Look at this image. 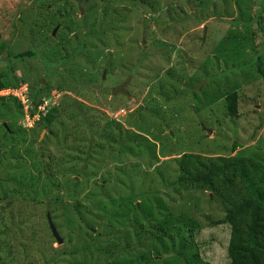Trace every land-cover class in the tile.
<instances>
[{"label": "rangeland", "instance_id": "374dc122", "mask_svg": "<svg viewBox=\"0 0 264 264\" xmlns=\"http://www.w3.org/2000/svg\"><path fill=\"white\" fill-rule=\"evenodd\" d=\"M37 1L0 0V43L5 45L0 54V75L5 73L10 80L28 84V90L24 86L6 96L17 93L19 97L27 92L29 96V86L38 91L39 85L52 81L69 89L68 95L74 96L78 110L65 109L59 128L54 127L56 136L50 138L46 132L33 134L31 126L27 125L31 129L27 130L19 125L15 119L21 116L16 111L5 115L8 103L18 97L5 96L9 100L4 101L5 108L0 99V127L10 134L11 142L6 141L7 134L0 129V206L4 214L0 215V232L19 221L23 223L10 235L8 246L14 254L0 245L4 264H109L111 261L104 255H115V261H120L122 255L123 261L125 243L133 247L131 257L148 255L154 240L141 234L139 224L144 225V231L148 228L138 219L141 212L114 209L108 224L103 215L109 211V204L105 209L97 206L99 201L104 202L103 194L117 200L142 194H151L152 198L159 193L158 198L168 210L178 213L183 207L189 214L197 213L195 217L201 223L206 221L205 216L221 220L223 207L216 199L208 203V194L201 192L182 197L185 193L164 188L161 180L166 186L174 182L177 175L172 160L183 152L212 157L252 153L264 161V86L255 62L263 38L256 24H247L260 10L261 0H68L75 27L80 19L89 27L71 29L68 37L61 30L64 22L42 27L43 12ZM261 26L264 29V14ZM87 31L102 34L97 38L90 34L85 39ZM81 42L83 49L70 59ZM30 49L34 52L32 58L9 62L5 56L24 54ZM52 67L55 74L50 75ZM157 69L160 72L156 78ZM66 73L78 86L86 85L88 89L94 88L93 83L106 82L101 87L110 89V94L114 87L130 79L126 88L129 97H103L95 87L93 93L76 98L79 92L73 95V84L66 81ZM236 91L237 114L230 118L224 98ZM194 92L198 93L193 97ZM52 96L59 94L53 91L42 98L46 108L54 106L48 102ZM213 96L217 100L211 103ZM70 103L64 99L61 104L68 107ZM112 104L120 105L119 109L113 110ZM27 105L28 102L23 105L22 112ZM98 111L115 128L100 131L106 139L96 137L92 145L82 113L99 116ZM116 126L127 130L130 137L132 134L149 141H135L124 135L123 139L130 140L127 149H132L131 154L120 153L114 145L107 149L104 143L118 136ZM169 133L172 140L167 138ZM36 138L41 145L34 143ZM60 138L69 141H64L69 148L64 162L75 163V168L69 167L74 173L65 176L67 191L75 194L73 198L84 193L77 200H64L66 192H58L63 204H55L56 192H52L50 200H31L30 191L16 189L13 180L19 183L24 172V177L26 173L35 175L32 156L27 153L56 151L57 142L60 147L63 143ZM90 144L98 148L91 150V164L82 166L85 156L70 153V147L84 151ZM234 145L238 148L233 151ZM144 146H155L156 160H148L150 155ZM36 158L37 155L34 162ZM45 203L56 213L52 224L62 240L60 245L44 221ZM147 205L151 207L150 202ZM22 206L27 210L20 211ZM117 212L120 216L115 217ZM229 233L228 226L201 230L196 240L202 245L199 251L204 264L228 263ZM158 244L156 241L154 245ZM160 249L155 248L159 258H164ZM58 250L64 254L54 258Z\"/></svg>", "mask_w": 264, "mask_h": 264}, {"label": "trees", "instance_id": "16d2710c", "mask_svg": "<svg viewBox=\"0 0 264 264\" xmlns=\"http://www.w3.org/2000/svg\"><path fill=\"white\" fill-rule=\"evenodd\" d=\"M138 2L139 1H137V3ZM37 3L40 6V10L42 9L43 12V18L41 21L43 28L48 27L49 25H53V23H55L57 26L63 24L64 22L61 30L63 29L65 31L67 37L70 36L69 32L71 31V29H73V31H78V28L80 26L82 27V29L89 28L86 27V21L84 19L77 20L76 22L78 23V25L75 27L74 22L70 20L73 10L69 8L70 2L68 0H57V2H55V0H38ZM54 4L57 5L53 9L52 7ZM259 4L260 10L256 12V14L247 24H256V27L258 26V29L263 38L259 53L256 54L255 62L257 63V75L261 78L264 86V29L261 26L262 15L264 14V0H261ZM56 20H59V22H57ZM87 32L88 36H86L85 39L87 37H90V34H93L95 38L99 37L102 34L89 33V31ZM74 36L75 35H72L73 40L76 39V37ZM83 43L84 42H81V44L76 47L73 55L70 56V59L79 54V52L83 49ZM4 46V44L0 43V54L4 51ZM5 56L9 59V62L19 61L23 60L24 58H32L34 56V52L30 49L24 54L13 55V53H6ZM67 59H69V57H67L64 61H67ZM159 72L160 69H157L155 76L156 78L158 77ZM52 74H55L53 73V67L50 68V75ZM65 76L66 81L70 84H73V95H76L79 92L78 95L75 96L76 98H83L86 93H93V89L95 87H98L101 96L104 97L105 95H110L111 97L110 89L101 87L106 82L99 81L97 83H93L94 88L88 89L86 85L78 86L76 83H74V81L69 78L70 76L68 75V73H66ZM24 84H26L24 81L16 82L14 79L10 80V76L5 73L0 75V91L6 89H17ZM29 90V96L27 92V97L28 115L30 117H33L37 112V108L42 105V98L44 96L48 97L49 93L52 90L57 91V93L59 94L58 106L52 109H47L45 113H41L40 120L35 123V127L32 130L33 134L36 132L45 131L47 133L46 137L53 138L54 136H56L54 127L56 126L57 128H59L60 124L58 123V121L61 116L65 113L66 110H78V104L75 103L74 96L72 97L71 95H68V88L55 84L52 81L46 82L44 86L39 85L38 91L32 86H29ZM198 92L191 93V95L194 97ZM63 93L66 94L64 95ZM66 95L67 98H65ZM212 95H214V93ZM63 96L64 99H67L68 101L71 100V103L68 105V107L66 106V104L65 106L61 104L64 101ZM111 99L116 101V98L114 97H112ZM214 100H217L215 96L211 98V103H213ZM238 100L239 97L237 91L227 95L224 98L225 110L228 117H236ZM1 102H3L1 105H3L5 108V102ZM8 105L10 107H8V111L5 115L7 116V114H14L16 111V113H18L22 118H17L15 119V121L20 122L21 120H23L22 106L20 105V103L12 100L8 103ZM119 106L120 105H115L114 107L113 104L111 105V107H113V110L119 109ZM89 110L90 109H88V112ZM91 111L94 112L93 109H91ZM98 113L99 116L91 115L90 117H88L86 113H82L84 123L88 131V137L91 138L92 145L96 137L106 139L100 134V131L108 132L110 128H115L113 126L114 123L108 121L105 114H103L101 111H98ZM0 129L1 131H4L6 133L4 127H0ZM117 132L118 136L117 138H115V140H107L104 143L107 149L110 145H114V147H118L120 153L131 154L133 152L132 149H127V146L130 142L129 139L132 138L135 141L142 140L146 143H148L149 141L145 137L138 139L136 135L132 134L130 137L128 131L123 129L121 126L117 127ZM145 132L147 133V131ZM6 134L7 135L5 136V138L8 142V135L10 134L8 132ZM124 135L128 136L129 139H123ZM167 138L169 140H172L169 134L167 135ZM1 139L2 137L0 138V140ZM35 140L36 141L34 143L37 142V138ZM60 140L63 143L60 147V143L57 142L58 146L56 151H50L48 153L40 152L34 155H32L31 153H27L32 156L33 162L31 166L32 169H34L35 175L26 173V177H24L25 172L20 174V177H22L21 181L19 182L20 184L13 180L16 189L20 191L27 189L30 191L29 198L31 200H37L39 197L50 200L53 198L52 192H56L58 194V192L62 191L66 192L64 200H77L78 197L84 193V191H81L79 192L77 197L73 198L74 196L72 195L75 194H71V192L67 191L65 176L74 173L72 171H69V167L75 168V163L73 162V160L66 163L64 162L66 156H68L67 154H65V152H67V150L69 149L66 148L65 144V142H67L68 140L66 139V141L63 138H60ZM9 143L11 142L9 141ZM36 144L41 145V143ZM94 147L98 148L97 144L95 146H91L90 148L87 147L88 149L86 148V150L84 151L78 149L77 147H75L74 149L70 147V153L75 154L77 157L80 154L84 155L85 159L82 166H89V164H91V161L93 160V154L91 153V150H93ZM100 148H102V146H100L99 149ZM154 148L155 146H144V149L147 150L146 154L150 155V158L148 160H152L153 158H155ZM236 148H238V146L234 145L232 147V150L234 151L236 150ZM250 154L238 155L234 157H212L183 152L179 158L172 160L173 163L176 164L175 172L177 177L174 182L171 185L166 186L163 183V180H161V185L164 188H170L172 189V191L174 190L175 193H185V195L182 197H192V195L188 194L189 192H201L208 194V200L210 201L208 203H211V200L216 199L223 207V218L221 220H210L209 217L203 216L206 221L204 223H201L199 219L195 217L198 216L197 213L189 214V212L186 211L183 207L179 208V210L181 211L178 213L174 210H168L164 206L162 200L158 198L159 193L152 198L151 194H142L117 200L109 199L105 194H103L104 202L99 201L97 206L105 209L107 204H109V211L103 215L105 221H107L108 224H110V221L114 217L112 215L114 209L122 210V208H124L126 209V211L130 212H132L131 210H133L135 211L134 213L137 214L139 213L138 211H140L141 213L138 216V219L141 221L143 220L148 225V228L146 229V231H144L142 230L144 225L139 224L141 234H147L148 236H151V238L154 240V244L156 241L159 243L158 245L153 244V246H151V251L148 255L142 254L135 257H131L133 247H130V244L127 245L125 243L123 248V251H125V255H123V261L122 255L121 257H119V260L121 262L115 261V255H104L108 261H111L109 264H204L200 258L199 251V248L202 245H199L196 240L198 235L204 227L217 228L225 226H228L230 230L226 249L228 261L227 264H264V161H262L260 157L255 156V154ZM36 155L37 158L34 162V158L36 157ZM66 170H68L69 172ZM27 178H29V182L26 181ZM58 197L59 194L56 196V198L53 199L55 200V204H57V202L63 204L64 201L62 202V199ZM138 200H140V203H135ZM149 202L151 203V207L147 205V203ZM44 206L45 215L46 212H48L52 218V222L56 221V213L53 211V209H50V204L45 203ZM5 208H8L7 203L5 204ZM199 208L201 209L202 207L199 206ZM2 209L3 206H0L1 216L4 215L1 214ZM19 210L26 211L27 209L22 206ZM77 214V217L81 216L80 211H78ZM118 216H120V213L117 212L115 214V217ZM124 217H127L125 213ZM122 218H120V220L123 222ZM44 221H46V216H44ZM22 224L23 223L19 221V224L11 226L10 228H4L3 232H0V245L3 247L6 246L12 254L14 253L8 246L10 244V235ZM115 226L118 227L119 225L116 224ZM157 247L161 248L160 250H162L163 254L165 255L164 258H159L158 251L155 250V248ZM63 254V250L54 251V258H59ZM0 264H4V261H2L1 259Z\"/></svg>", "mask_w": 264, "mask_h": 264}, {"label": "clouds", "instance_id": "9594fccd", "mask_svg": "<svg viewBox=\"0 0 264 264\" xmlns=\"http://www.w3.org/2000/svg\"><path fill=\"white\" fill-rule=\"evenodd\" d=\"M24 86H26V84H24V85H22V86H20L19 88H17V89H6V90H2V91H0V99H2L3 101H9L8 99H5L6 97H16L15 96V94H12V95H8V96H6V93H8V92H10V91H12V92H17L19 89H21L22 87H24ZM27 87V86H26ZM127 88V87H126ZM28 90V89H27ZM127 90V89H126ZM53 91H55V90H52L50 93H49V95L53 92ZM57 92V91H56ZM55 94V93H54ZM26 95H27V93H26ZM48 95V96H49ZM6 96V97H5ZM53 96H55V95H53ZM51 97V99H48V100H50V101H48L50 104L52 103V105H54V106H51V108L49 107L48 109H52V108H54L55 106H56V104H58V99H59V96H57V97ZM17 98V97H16ZM28 98V97H27ZM44 99H46L47 98V96H44L43 97ZM54 98V99H53ZM14 101H17V102H19L20 103V105L23 107V105L24 104H22V102L20 101V99H13ZM26 118H31L29 115H28V111H24L23 112V120H21L20 122H19V125H23V126H26L27 127V122H26ZM40 120V119H39ZM37 123V122H36ZM34 127H35V123H34V125L31 127V129L33 130L34 129ZM31 129H29L28 127H27V130H31ZM43 132H45V131H42V133ZM41 133V134H42ZM170 135V134H169ZM172 138V137H171ZM48 212H46V214H47ZM49 214V213H48ZM46 216V215H45ZM50 218H51V216H50ZM52 219V218H51ZM46 221H47V219H46ZM52 221V220H51ZM48 224V223H47ZM54 225V224H53ZM55 227V226H54ZM49 229V228H48ZM56 242V241H55Z\"/></svg>", "mask_w": 264, "mask_h": 264}, {"label": "water", "instance_id": "95a60500", "mask_svg": "<svg viewBox=\"0 0 264 264\" xmlns=\"http://www.w3.org/2000/svg\"><path fill=\"white\" fill-rule=\"evenodd\" d=\"M205 30H206V27L204 28V32H205ZM53 35H54V33H53ZM129 80L130 79H127L126 82L122 83L121 85H118V86L114 87L112 89V91H111V95L112 96L123 95V96L129 97L128 93H127V90H126V87H127V84L129 83ZM208 133H210V132H208ZM169 134H170V137H172V133H169ZM46 219H47L48 228H49L51 236L56 241V243L60 245L62 243V240L60 239V237H59L54 225L52 224L50 215L48 213L46 214Z\"/></svg>", "mask_w": 264, "mask_h": 264}, {"label": "built area", "instance_id": "2783aa9c", "mask_svg": "<svg viewBox=\"0 0 264 264\" xmlns=\"http://www.w3.org/2000/svg\"><path fill=\"white\" fill-rule=\"evenodd\" d=\"M15 96L16 97H18V95H17V93L15 94ZM19 99H20V101L22 102V104H26V102H28V98H27V95H26V93L24 94V93H22V95H19V97H18ZM55 98V97H54ZM53 98V99H54ZM43 103H44V101H43ZM42 103V105H40L38 108H37V112H36V114L33 116V117H31V118H26V124L27 125H29V126H33L34 125V123H36V122H38L39 121V119H40V114L41 113H45L46 111H47V109L48 108H46L45 107V105ZM25 111H28V105H27V107H25Z\"/></svg>", "mask_w": 264, "mask_h": 264}]
</instances>
